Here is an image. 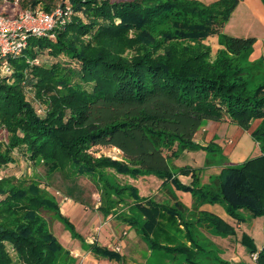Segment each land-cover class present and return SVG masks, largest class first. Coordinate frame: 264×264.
Wrapping results in <instances>:
<instances>
[{"label": "trees", "instance_id": "obj_1", "mask_svg": "<svg viewBox=\"0 0 264 264\" xmlns=\"http://www.w3.org/2000/svg\"><path fill=\"white\" fill-rule=\"evenodd\" d=\"M13 1L0 0V5ZM237 4L238 0H18L21 9L46 12L69 6L71 16L55 28L53 38L29 36L20 56L6 58L11 73L2 75L0 70V128L6 134V142H0V170L14 163L17 150L50 174L58 172L70 181L85 177L98 191L97 211L103 218L115 215L150 251L184 255L183 264H202L195 257L200 230L227 235L233 232L228 224L202 212L197 220L189 218L179 202L145 199L135 186L119 184L106 171L133 179L154 176L162 188L168 184L190 193L194 211L203 204L222 203L238 222L236 212L241 209L253 217L264 216V83L250 88L246 77L260 73L264 58L249 62L255 69L247 72L238 61L252 50L255 38L221 31ZM214 35L219 49L211 60L205 41ZM45 52L50 64L41 63ZM226 120L250 131L259 156L217 165L221 169L208 185H200L202 169L172 168V160L184 151H203L204 166H211L210 156L220 154L221 147L214 139L201 145L194 136L205 122ZM94 147L116 148L121 157H96ZM178 176H189L191 183L182 184ZM74 187L73 183L67 188L68 194ZM68 194V199L82 204ZM46 216L61 222L85 252L125 264L119 253L89 243L76 232L56 197L39 182L4 174L0 264H76ZM242 242L256 253V264H264V246L257 250L246 235Z\"/></svg>", "mask_w": 264, "mask_h": 264}, {"label": "rangeland", "instance_id": "obj_2", "mask_svg": "<svg viewBox=\"0 0 264 264\" xmlns=\"http://www.w3.org/2000/svg\"><path fill=\"white\" fill-rule=\"evenodd\" d=\"M112 1H125V0H112ZM205 1V0H203ZM9 2V1H8ZM6 7H3V5H0V11H3ZM6 10V9H5ZM231 18V17H230ZM229 20L227 21L228 24ZM226 23V24H227ZM223 33L228 36H234L237 35V37L242 35H246L245 31L242 29L240 25H237L235 27L227 26L225 30L223 29ZM216 37V43H217V36H211L208 37L205 41L207 45H209L211 49V55L210 59L213 60L216 51L219 49L217 47L216 43L214 41H211L210 38ZM236 37V36H235ZM219 46V45H218ZM250 53V52H249ZM41 63L43 64H50L51 58L47 54V52L43 53L41 56ZM60 61H66L65 58H60ZM239 64L240 67H246V71L249 72L251 70H254L255 68H249V54H242L239 57ZM71 63V62H70ZM71 65H74V63H71ZM260 73L255 75L254 77H249V75L246 74V77L249 81V87L255 88L259 84L264 83V65L262 64ZM27 98L31 101L32 100V94H27ZM34 107L37 109V111L40 112L39 107L36 102H33ZM258 121H255L251 128H254ZM230 123L227 121H224L221 125H219V129L216 130L217 132V140H221L224 144H230V139L228 136L222 135L220 131H223L226 126H228ZM203 127V126H202ZM201 127V128H202ZM217 127V125H216ZM226 131L228 130V133L232 132L233 128H236V125H230L228 126ZM237 129L240 130L238 127ZM242 130V129H241ZM244 131V130H243ZM203 138V136H202ZM251 138V136H250ZM239 138L236 139L238 142ZM0 142H6V134L4 130L0 128ZM250 145L248 143V146L250 147L252 152V155L250 158L257 157L261 154L260 149L258 147V144L252 140L251 138ZM218 144V143H217ZM240 144V142H239ZM238 144V146H239ZM244 146H246V142H244ZM242 150L238 149H231L228 146H225L224 149L221 148V153L216 154V156H210V159L212 160V165L215 167H219L217 165H223L225 163L229 164H239L236 159L239 155V152ZM91 152L94 154V156H105L110 157L112 159L119 160L121 157V152L117 151L113 147H94L91 149ZM194 153L195 151H189ZM183 153L180 154V156L174 160H172V168L177 169L180 167H183L184 165H192V157H190L187 153H185L182 156ZM13 156L15 158L14 163L7 165L3 169L0 170V175H8V176H14L16 178H26L31 179L36 182H39L41 187L46 188L48 192L53 194L58 202L60 203V211L69 219V221L74 225L76 232H78L86 241L89 243L96 242L97 240L101 239L100 241L102 244H105V247H109L110 250L114 251L115 246H118V243L114 241L116 238V241L123 240L124 238L127 240L128 235H123V231L125 228L124 223L120 222L116 219L115 215H112L113 217L103 218L102 214L97 211V207L99 205V194L95 187V185L87 178L85 177H77L73 181H70V179H66L64 176H62L60 173L55 172L50 174L48 172V169L41 163H34L25 158L23 155L20 154L17 150L14 151ZM182 156V157H181ZM198 158V157H196ZM248 158V159H250ZM206 160V154L203 156V168L204 169ZM218 169H213L209 171V173L214 174ZM209 173L202 172L200 176H202V181L205 182V184L200 185H208L209 182L207 181V175ZM106 174H108L109 177L116 178V181L121 184H130L132 186H135L138 189V192L140 191V194H145L147 196H152L156 200H160L162 198L161 195H159V189L156 187L154 188V180L149 181V179H145L147 177H153L154 176H147V177H139L136 179H133L129 176H123V175H117L112 170H107ZM159 180V179H158ZM207 182V183H206ZM74 183V189L68 194L67 188ZM157 192V193H156ZM162 192V190H161ZM68 194L69 197H73L75 199H78L82 202L80 204L79 202H74L75 204H79L80 206L78 209L74 212V215L69 214L70 212L64 211L61 208V202H66V195ZM161 196V197H160ZM68 199V198H67ZM172 198L169 197V200ZM70 200V199H69ZM128 207H125V211H127ZM194 211V210H193ZM188 212V211H187ZM237 215L239 216L240 222L242 224V228H238L236 226V223L234 221H229V226L232 228L233 232L231 234L222 235L220 233L213 231L208 232L210 236H214V242L217 245H223L227 240L232 239L233 243L235 240H237V256L239 257L240 263L232 262L228 259L226 254L223 256V254L216 249L211 248V245L208 242L207 239H202L198 242L200 248H196V256L197 261H199L202 264H256V261L252 260L251 253L247 249V246L242 242L243 236H248L252 239V242L256 249L258 250L259 247L264 246V216H256L253 217L249 214L247 210L241 209L238 210ZM187 217V216H186ZM188 218V217H187ZM47 222L49 224V228L54 234V236L58 239L59 242H63L64 240L73 242H76L79 244V241L74 240L71 238L69 232L64 228L63 224L61 222H58L54 219L48 218L46 216ZM234 220V219H233ZM227 224V223H226ZM202 228V227H201ZM206 228V227H205ZM111 229L115 231V235L112 236V239H108L107 235L105 236L104 233H107V230ZM203 229V232H205V229ZM195 234V232H193ZM207 234V235H208ZM105 236V238H103ZM106 239L107 241L102 240ZM64 239V240H63ZM71 241V242H72ZM143 242V241H142ZM139 241L140 245L146 249L145 245ZM66 248V246H65ZM70 251V250H69ZM120 251V248H119ZM119 251H115L119 253ZM70 254L76 258V264H103L104 259L96 258L89 252L80 253V255H73L70 251ZM152 254V253H151ZM150 253H147V250L142 254V258L139 256L136 260L131 259L130 257H126L124 262L126 264H168L165 262L166 255L160 251H154L153 255ZM256 254V253H255ZM170 258V255H169ZM171 258L174 259L173 262L169 264H183L184 263V255H171ZM139 260V261H138ZM142 260V261H141ZM223 261V263H218V261ZM108 262V261H107ZM117 264V263H116Z\"/></svg>", "mask_w": 264, "mask_h": 264}, {"label": "crops", "instance_id": "obj_3", "mask_svg": "<svg viewBox=\"0 0 264 264\" xmlns=\"http://www.w3.org/2000/svg\"><path fill=\"white\" fill-rule=\"evenodd\" d=\"M205 4H209L211 2L217 1V0H199ZM230 24H225L224 27L222 28V32L223 29L225 30V28H227V26L230 27H235L237 25H240L242 27V29L245 31L246 35H242L243 37L239 36L238 38H255V43L253 45L252 50L249 53V61L250 62H255L261 58H264V4L262 2V0H238V4L236 6V8L234 9L233 13L231 14V18L229 21ZM237 37V35H234L233 37ZM211 41H214L216 43V37L210 38ZM217 45V43H216ZM217 47H219L217 45ZM263 65H264V60H263ZM227 122H229L230 125H234L232 124L230 121L226 120ZM224 121L222 122H213V121H207L204 123L203 127L195 134L194 136V141L200 143L201 145H205L207 144L209 141H211L212 139H214L215 143H218V145L224 149L225 146H228V151L229 148L231 149H238L242 150L239 152V155L236 159V161L238 163L243 162L244 160L250 158V156L252 155V152L250 147L248 146V143L250 145L251 142V138H250V131H243V130H239L236 128L232 129L231 133H228V130L226 131V129L229 127L226 126L224 128L223 131H220L222 135L228 136V138L230 139V144H224L220 139L217 140V132L216 130L219 129V125H221ZM217 125V127H216ZM203 136V138H202ZM239 138L238 142L236 141V139ZM240 142V144H239ZM244 142H246V146H244ZM248 142V143H247ZM239 144V146H238ZM187 153L190 157H192V165H186L189 166L191 168H196V169H201L203 168V156H204V152L203 151H195L194 153L192 152H188V151H184L182 156ZM181 156V157H182ZM198 157V158H196ZM228 163V162H227ZM226 164V163H225ZM185 166V165H184ZM213 169H218V171H216L214 174L209 173V171L213 170ZM221 167H215V166H208V167H204V169L202 170V172L204 173H209V175L205 176L207 177V181H210V178L214 175H217L220 171ZM178 180L182 183V184H190L191 183V179L189 176H178L177 177ZM145 179H149V181L154 180V185L153 187L159 189L160 188V192L159 195H161L160 193H162L163 195L162 198L160 200H156L154 199L152 196H147L145 194H140L139 191V195L145 199H151L154 200L155 202L158 203H164V204H169V205H173L176 202L181 203L186 209H187V213H185L189 218H194L195 220L198 219V212H202V213H206V214H211L219 219H221L223 222L229 224V221H234V223H236V226L238 228H242V224L241 223H237V221L232 218L231 216H229L226 211H225V207L222 203H216V204H203L201 205L197 211H193L191 210L192 204H193V198L191 196L190 193L188 192H182L179 190H176L173 186L171 185H166L164 188L161 187V180H158L157 178H153V177H147ZM207 183V182H206ZM201 184H205V182L202 181V176H201ZM162 190V192H161ZM157 193V192H156ZM160 196V197H161ZM169 197L172 198L171 200H169ZM175 198V199H174ZM61 206H63L61 209L64 211H68L70 212L69 214H73L74 212L78 209V207L80 206L79 204H75L73 201L71 202V200L66 198V202H61ZM59 207H60V203H59ZM62 213V212H61ZM63 214V213H62ZM64 215V214H63ZM111 217H113L112 215H110ZM108 216V217H110ZM107 217V218H108ZM106 218V219H107ZM234 219V220H233ZM125 225L124 231H123V235H128V239L126 240L125 238L123 240H120L119 242L116 241V238L114 239L115 242L118 243V247L120 248L119 254L123 256V260H125L126 257H130L133 260H136L139 256L142 258V254L147 250V253L153 255V252L155 250H148L147 246L144 242H142V240L140 239V237L136 234L135 230L133 228H130V226ZM205 232H203V229L200 230L199 236L202 239H208L211 244V248L216 249L217 251L219 250L223 256H225L226 254L228 259L231 260L232 262L235 263H240L239 261V257L237 256V245L236 242L237 240L234 241L232 239L227 240L228 242H226L223 245H217L214 242V236H210L208 234V232L213 231V229H208V228H204ZM208 230V232H207ZM208 234V235H207ZM104 235L108 237V239H112V236L115 235V231L108 229L107 233H104ZM105 236L103 238H105ZM104 241H107L106 239H103ZM64 240V239H63ZM101 239L97 240L96 243H98L101 246H105V244H102V242L100 241ZM64 240L63 242H60L62 244V246L67 249L70 250L71 253L73 255H80V253H84L85 251L81 249L80 243H76V242H71ZM139 241H141L146 249H144ZM88 242V241H87ZM263 246L259 247L258 250H260ZM109 248V247H108ZM110 249V248H109ZM157 251V250H156ZM162 253H164L166 255L165 258V262L166 263H171L174 261L173 258H171L170 253H165L163 251H160ZM170 255V258H169ZM176 256V255H173ZM139 261V260H138ZM142 261V260H141ZM117 262L114 261H108L104 260L103 264H116ZM118 264V263H117ZM126 264V263H125Z\"/></svg>", "mask_w": 264, "mask_h": 264}, {"label": "built area", "instance_id": "obj_4", "mask_svg": "<svg viewBox=\"0 0 264 264\" xmlns=\"http://www.w3.org/2000/svg\"><path fill=\"white\" fill-rule=\"evenodd\" d=\"M3 7H6V10L0 11L2 75L11 73L6 58L20 56L29 36L53 38L55 28L69 21L71 16L69 6H57L52 11L46 12L42 9H21L18 6V0H14L12 3L4 2ZM34 63H38V60ZM114 251H119V248H114ZM251 258L256 261L257 255L253 253Z\"/></svg>", "mask_w": 264, "mask_h": 264}, {"label": "bare ground", "instance_id": "obj_5", "mask_svg": "<svg viewBox=\"0 0 264 264\" xmlns=\"http://www.w3.org/2000/svg\"><path fill=\"white\" fill-rule=\"evenodd\" d=\"M114 149H116V148H114ZM117 150V149H116ZM117 151H119V150H117Z\"/></svg>", "mask_w": 264, "mask_h": 264}]
</instances>
